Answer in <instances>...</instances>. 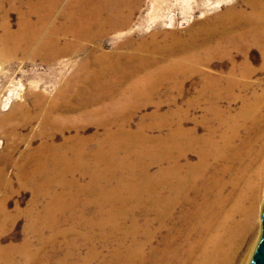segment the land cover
I'll return each mask as SVG.
<instances>
[{
  "label": "bare ground",
  "instance_id": "1",
  "mask_svg": "<svg viewBox=\"0 0 264 264\" xmlns=\"http://www.w3.org/2000/svg\"><path fill=\"white\" fill-rule=\"evenodd\" d=\"M25 1L23 10V0H0V62L54 64L67 56L65 64L76 63L53 95L25 91L34 96L30 106L17 103L0 115L9 141L0 150V237L13 221L10 163L19 188L32 192L15 215L28 217L29 235L2 246L0 264H250L264 232V89L243 91L254 71L253 47L264 67V0L227 8L187 39L159 41L156 29L107 52L101 41L129 32L142 0ZM106 7L119 10L104 19ZM11 9L20 12L16 28ZM215 58L230 60L227 74L211 69ZM192 78L195 95L154 126L163 136L130 128L163 86L176 102L171 92L185 96ZM200 104L202 118L188 126ZM35 122L41 142L33 147L21 131ZM90 123L103 131L85 134ZM22 142L27 147L15 160ZM80 198L94 211L69 213Z\"/></svg>",
  "mask_w": 264,
  "mask_h": 264
},
{
  "label": "rangeland",
  "instance_id": "2",
  "mask_svg": "<svg viewBox=\"0 0 264 264\" xmlns=\"http://www.w3.org/2000/svg\"><path fill=\"white\" fill-rule=\"evenodd\" d=\"M9 1L10 0H7V2ZM118 1L120 0H115L116 3H118ZM244 1L245 0H142L141 4L136 7L135 12L132 15V21L130 24L131 30L129 32H125L128 31L127 28L124 31V34L123 32H111L109 35L104 37L101 41L102 51H112L116 48V46L129 37L136 36L138 38L141 35L147 36L156 29L159 31V41H163L166 36H168V39L170 40L172 36H175V34L181 39H187L190 32L194 27H196V25L225 12L227 8H247L246 2ZM25 3L26 1L23 0L21 6L23 10ZM115 9L118 11L119 7L105 9L103 13L105 17L104 19H109ZM19 13L16 9H11L8 13V19L14 28L17 26ZM92 45L94 44L91 43L89 45L90 48H92ZM261 52L262 51L258 47H253L249 52V57L251 58V69H254V71L252 77L249 79L251 81V84L249 85L250 87L248 90L243 91V94L246 96H251L254 92L261 93L264 89V67H262L263 54ZM240 59L241 56L237 58V61H240ZM68 60L69 57L64 56L61 60L54 64H45L39 60H24L23 58L14 59L4 64L0 62V115L14 110L17 103L26 102L30 106L34 96L30 94L25 97V91L32 90L33 93L46 92L48 95H53V93H55V91L60 87L61 82H63L74 71V64L76 62L65 64ZM212 62L210 64L211 69L216 73L222 74H227L228 67L231 65L229 59L215 58ZM185 83L186 90H188L185 92V96L183 93L180 95L176 89L171 92V94L176 97V102L169 99L170 92L168 94L167 87L163 86L160 95L155 96L150 103H146L135 113L130 128L136 130L141 126L151 127L152 129L149 130V134L163 136L166 130L154 127L156 123H161L163 121L164 114L171 109L184 107L189 101V98L194 96L196 93V78L187 80ZM199 106L191 110V120L188 121V126H192L195 121L197 122V120L202 118V105L200 107ZM233 106L234 109H237L240 106V99H238ZM37 127V123L35 122L32 124V128H25L21 131L23 136L30 139L33 147L39 145L41 142L39 138L34 137ZM97 130L99 132L103 131L101 127L97 128L92 123L88 124L84 128V132L87 135H90ZM199 132H204L202 126L199 127ZM75 133L76 130L72 129L67 132V135H73ZM20 137L21 136H19V138ZM57 139H61L59 134L57 135ZM27 144V142H22L20 144L19 151L16 152L14 158L15 160H17L20 151L26 149ZM8 145L9 141L7 135L0 130V150L6 148ZM7 170L14 182V192L8 195L7 203V210L10 213V219L13 221L8 223V226H6V229L1 234L0 248L9 244H19L29 235L27 231V228L29 227L28 217L25 215H15L17 208L21 210L27 208L32 198V192L29 189L19 188V184L15 177L16 166L13 163L8 165ZM77 178H79L82 182L90 179L88 176L84 178L83 176ZM3 196L4 193H0V198ZM87 199L90 200L89 198H80L75 200L76 202H74L75 204L70 207L69 213H72L73 210L74 212H83V210L93 212L95 207L90 205ZM44 201L45 200L42 201L40 209L42 208ZM67 211L68 208H65L64 212L66 214ZM62 242H64V240L60 238L59 244L61 245ZM258 246L255 249L254 255ZM85 249L86 247L81 249L80 255H84L86 252ZM58 251L59 253H62L63 248H59ZM51 252L52 249L46 250L47 254H50ZM52 264L54 263L52 262Z\"/></svg>",
  "mask_w": 264,
  "mask_h": 264
},
{
  "label": "water",
  "instance_id": "3",
  "mask_svg": "<svg viewBox=\"0 0 264 264\" xmlns=\"http://www.w3.org/2000/svg\"><path fill=\"white\" fill-rule=\"evenodd\" d=\"M263 222H264V212H263ZM251 264H264V232L258 249L254 255Z\"/></svg>",
  "mask_w": 264,
  "mask_h": 264
}]
</instances>
